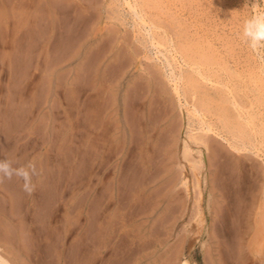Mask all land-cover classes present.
<instances>
[{"label": "rangeland", "instance_id": "obj_1", "mask_svg": "<svg viewBox=\"0 0 264 264\" xmlns=\"http://www.w3.org/2000/svg\"><path fill=\"white\" fill-rule=\"evenodd\" d=\"M82 1L84 3H81L79 7L91 6L92 11L89 7L87 8L92 14L89 12L86 15L84 12L81 15L84 19L86 17L85 20H88L87 16L91 15L89 21L94 20L90 26L87 22L84 32L82 31L83 35L77 30L79 27L77 24L81 26L84 23L79 17L81 11L72 0H0V160L12 161L13 167L26 166L29 163L35 165L31 192L23 189V181L18 177L0 179V253L9 259L11 264H75L77 260L76 264H177L183 256L188 255L186 239L196 236L194 247L190 252L192 264H264V45L253 50L242 34L245 20L258 13L264 14V0H144L145 3H142V0H136L139 5L143 4L144 11L141 12L145 18L149 13L158 14L159 19L158 15L154 17L161 25L163 24L164 27L169 25L166 27L169 28L166 32H162V29H154L157 34L155 41H158V44L151 46L147 43L146 50H143L135 40L132 32V25L135 22L140 34L137 36L145 42V37L142 35L144 31L140 27L143 22L133 18L123 0H94L93 4L91 0ZM149 1L152 5L148 3ZM63 3L66 5L64 6ZM146 3L150 6L147 7ZM51 5H57V10ZM104 10L108 11V14ZM162 13L164 15H161ZM68 16H71V20L67 18ZM48 19L49 24L45 23ZM69 20L72 23L76 21V25L73 23L77 26L75 29ZM110 23L113 27H110ZM38 24L42 25V28ZM65 24L68 28H61ZM117 24L120 25L119 34L122 36L124 34L126 43L123 50H120L119 59L123 61V64L113 67L109 63L113 52L109 51L112 36L107 37L103 45L100 43L92 45L94 34L91 30L101 27L102 31L106 29L111 32L115 27L117 28ZM213 24L216 26L214 27ZM66 30L67 32H64ZM45 32L47 33L44 34ZM55 33L59 34L56 36ZM128 33L131 37H127ZM60 35H65L67 38L65 36H63L64 39L60 38ZM72 44L75 50L71 48ZM52 46L55 50H60L55 51ZM64 46L68 53L63 49ZM132 46L133 49H131ZM135 47L140 49V53L138 50L135 51ZM132 50L137 54L135 55ZM91 51L94 52L93 55ZM94 55H97V59L98 55H101L100 58L103 56L98 59L99 63L96 62ZM105 55L108 57L106 58ZM48 57L51 60L48 59V61ZM165 58L170 62L175 75L181 77L177 80L179 95L174 92L172 81L166 77L170 70ZM92 60L97 63L95 67L94 62L89 64ZM192 61H196L197 64H192ZM197 65L207 78L197 75L193 70ZM82 68L87 71L84 72ZM105 68L107 69L103 71ZM147 68L153 73L150 77L151 87L157 88V92L153 89L149 93L145 89ZM94 73L99 75L101 83H104L101 86L109 87L110 91L114 90L115 86H119L115 101L119 121H123V112L127 105L125 91L126 93L134 91L137 95L139 94L138 107L140 102L147 101V97L152 95V104H150L152 110L148 120L156 127L158 142L161 141L164 133L172 135L169 142L170 160L150 172L153 171L156 174L159 171L154 179L155 184L153 183L154 186L150 190L154 188L155 195L159 192L156 198L160 199V203L152 214L153 223L146 226L138 227L134 219L144 220L146 211H149V206L151 207L153 203L152 199L146 202L148 205H143L147 209L142 208L143 206L139 208V215H134L135 217L131 216L132 210L127 208L128 206L117 208L118 211L116 209L115 217L112 216L113 221L109 225L111 229H108L107 234L101 228L94 230L93 185L98 178L97 186L100 192L98 205L102 203V207L106 202L103 196V184L112 175L110 172L106 173V176L101 165L95 166L92 157V117L89 116H92L93 99L90 100V97L93 98L92 83L95 77L92 75H95ZM60 81L62 82L59 83ZM82 84L88 87L85 85L81 88ZM193 105L201 110L203 119L216 126L221 136L230 139L232 134H235V138L238 136L237 144H243L246 147L236 152L226 145L225 140L219 139V143L220 141L222 143L221 147L220 144L216 145L212 138L206 139L209 146L210 140L213 142H211V148L213 147L211 151L215 153L214 159L216 158L215 176L225 174L219 176V179H217L218 176L206 179L207 150L202 144L197 146V140L190 136L201 133L200 130H196L199 117L196 112H193ZM79 106L81 109L84 107L85 110H81ZM130 108L135 107L130 106ZM78 111L82 113L81 116L84 115L83 118ZM129 113L130 116L134 114L133 111ZM79 117L80 120H76ZM81 119H83L82 124ZM86 126L88 129L91 128L86 130ZM76 127L82 129V132L77 131ZM255 142L257 143L253 147ZM214 145L218 146V153ZM183 147H187L188 150L185 160L182 155ZM225 149L229 150L225 151ZM254 152L257 154L254 155ZM228 153L229 155H226ZM247 157L248 159H245ZM234 158L235 161H233ZM249 158L254 159L251 161ZM254 162L259 164L252 167ZM256 165L263 170H260L261 173ZM253 168H256L255 172ZM227 172L230 177H227L229 175ZM256 172H259L257 174H261V177ZM194 173L199 178L198 185L202 189L200 200L202 226L198 222L199 206L196 200L197 186ZM146 174L140 171L137 178L141 176L144 180L147 176L145 179L147 180L150 175ZM169 179H172L170 180L172 183H167L166 186ZM137 181L139 185L144 182L141 178ZM184 181L187 182L188 189L185 188ZM210 182L216 183L213 185L214 188ZM101 207H99L102 212L99 211L98 222L102 221L105 213ZM140 209L143 211L141 212ZM112 228L113 231H111ZM101 230L103 233L100 232ZM96 233L97 237H94ZM52 256L55 259L52 260Z\"/></svg>", "mask_w": 264, "mask_h": 264}, {"label": "bare ground", "instance_id": "obj_2", "mask_svg": "<svg viewBox=\"0 0 264 264\" xmlns=\"http://www.w3.org/2000/svg\"><path fill=\"white\" fill-rule=\"evenodd\" d=\"M74 3H75V5H77L78 7L79 6H81V3H84L82 0H72ZM92 2V4L94 3V0H91ZM124 1V3H126L127 4V6H128V10H130L131 11V15L133 16V18L134 19H138V20H140V21H142L143 22V24H142V26H140V27H142V29H143V36L145 37V42H142V39H140L137 35H140L139 34V31H138V28H137V23L135 24V22L133 23V25H132V32H133V36H134V38H135V40L136 41H138V43L141 45V47L143 48V50H146V46H147V43H149L151 46H155V43H157L155 40H156V37H157V34H156V32L154 31V29H162L163 31L162 32H166V29H169V28H166V27H168V26H166V27H164L163 26V24L161 25V23L158 21V19H159V15L158 14H152V13H149L148 14V16L145 18L144 17V15H143V13L141 12V11H144V9L142 8V6H143V4H140L139 5V3L136 1V0H132L133 2H130V1H128V0H123ZM151 1V0H150ZM150 1L148 2L149 4H150ZM178 1V0H177ZM184 1V0H183ZM191 1V0H190ZM189 1V2H190ZM42 2V1H41ZM47 2V1H46ZM86 2H89L88 0H86ZM152 2H154V1H152ZM163 2H165V1H163ZM170 2V1H169ZM168 2V3H169ZM32 3V2H31ZM60 3V2H59ZM58 3V4H59ZM64 3H65V1H64ZM63 3V5L65 6L66 4H64ZM91 3H90V5H91ZM120 3V2H119ZM142 3H145L144 2V0H142ZM162 3V2H161ZM172 3V2H171ZM193 3V2H192ZM39 4H41V3H39ZM69 4H70V2H69ZM96 4V3H95ZM147 4V3H146ZM154 4V3H153ZM61 5H62V3H61ZM60 5V6H61ZM71 5V4H70ZM74 5V4H73ZM72 5V6H73ZM87 5H88V3H87ZM99 5V4H98ZM105 5H107V4H105ZM150 5H152V4H150ZM150 5H148L147 4V7L148 6H150ZM154 5H156V4H154ZM187 5V4H186ZM40 6V5H39ZM44 6V5H43ZM51 6H55V5H51ZM57 6V5H56ZM55 6V9L57 8ZM67 6H68V4H67ZM66 6V7H67ZM145 6V5H144ZM172 6V5H171ZM175 6V5H174ZM180 6V5H179ZM184 6V5H183ZM195 6V5H194ZM33 7V6H32ZM40 7H42V6H40ZM87 7H89V6H85V7H79V9H80V11H81V13H80V15H79V17H81L82 19H83V21H82V25L80 26V25H78L77 24V26H79V27H81L80 29H79V27H78V29L77 30H79L78 32H81V35H83L82 34V31L84 32V28H86V24H87V22H89L88 24H89V26H90V24H92V22L94 21H89L90 19H89V17L91 16H87V19L88 20H85L86 19V17H85V19H84V17L81 15V14H83L84 12H86V15L87 14H89V12H91L92 11V9H91V6L89 7L90 8V10L87 8ZM93 7H95L94 5H93ZM152 7V6H151ZM155 7V6H154ZM165 7V6H164ZM176 7V6H175ZM196 7H197V5H196ZM34 8V7H33ZM37 8V7H36ZM54 8V7H53ZM60 8V7H59ZM59 8H58V10H59ZM69 8V7H68ZM157 8H159V7H157ZM181 8V7H180ZM186 8V7H185ZM192 8V7H191ZM194 8V7H193ZM72 9H73V7H72ZM78 8H76V10H77ZM78 9V10H79ZM109 9V8H108ZM146 9H148V8H146ZM161 9V8H160ZM177 9V8H176ZM182 9V8H181ZM41 10V9H40ZM47 10V9H46ZM57 10V9H56ZM55 10V11H56ZM77 10V11H78ZM93 10H95V9H93ZM127 10V9H126ZM154 10V9H153ZM162 10V9H161ZM168 10V9H167ZM184 10V9H183ZM29 11V10H28ZM60 11V10H59ZM66 11V10H65ZM64 11V12H65ZM69 11V10H68ZM95 11H97V10H95ZM105 11V10H104ZM115 11V10H114ZM118 11V10H117ZM116 11V12H117ZM155 11V10H154ZM160 11V10H159ZM171 11V10H170ZM187 11V10H186ZM198 11V10H197ZM199 11H200V9H199ZM40 12V11H39ZM57 12V11H56ZM67 12V11H66ZM79 12V11H78ZM77 12V13H78ZM105 12H107V14H108V11H105ZM156 12H157V10H156ZM182 12V11H181ZM201 12V11H200ZM60 13V12H59ZM59 13H57L58 15H59ZM94 13V12H93ZM97 13V12H96ZM111 13V12H110ZM127 13V12H126ZM130 13V12H129ZM128 13V14H129ZM146 13V12H145ZM171 13V12H170ZM189 13V12H188ZM28 14V13H27ZM44 14V13H43ZM72 14V13H71ZM71 14H69V15H71ZM91 14H92V12H91ZM160 14V13H159ZM190 14V13H189ZM39 15H41V13L39 14ZM38 15V16H39ZM60 15H66V14H60ZM94 15V14H93ZM158 15V19H156V17H154V16H157ZM161 15H164L163 13L161 14ZM170 15V14H169ZM174 14L172 13V16H173ZM36 16V15H35ZM34 16V17H35ZM72 16V15H71ZM71 16H68L67 18H70ZM75 16H76V14H75ZM74 16V17H75ZM99 16V15H98ZM109 16V15H108ZM33 17V16H32ZM37 17V16H36ZM45 17V16H44ZM65 17V16H64ZM78 17V18H79ZM97 17V16H96ZM107 17V16H106ZM105 17V18H106ZM131 17V16H130ZM46 18V17H45ZM60 18V17H59ZM180 18V17H179ZM185 18H186V16H185ZM34 19V18H33ZM39 19V18H38ZM57 19V18H56ZM61 19V18H60ZM63 19V18H62ZM65 19V18H64ZM75 19H77V17L75 18ZM82 19H79V20H82ZM94 19V18H93ZM111 19V18H110ZM113 19V18H112ZM176 19V18H175ZM202 19V18H201ZM40 20V19H39ZM42 20V19H41ZM70 20H71V18H70ZM70 20H69V23L71 24V26L73 25V23L76 25V21L75 22H70ZM44 21V20H43ZM45 21H47V20H45ZM65 21V20H64ZM73 21H74V19H73ZM131 21V20H130ZM173 20H171V22H172ZM183 21V20H182ZM186 21H188V20H186ZM37 22L39 23V21L37 20ZM63 22V21H62ZM106 22V21H105ZM127 22V21H126ZM174 22V21H173ZM43 22L41 21V24H42ZM45 23H48L49 24V19H48V22H45ZM54 23V22H53ZM57 23V22H56ZM55 23V24H56ZM68 23V24H69ZM202 23V22H201ZM30 24V23H29ZM32 24V23H31ZM60 24L61 25H63L61 22H60ZM67 24V23H66ZM66 24H65V26H61V28H65V27H67L68 28V26H66ZM67 24V25H68ZM120 24H121V22H120ZM131 24H132V22H131ZM140 24V23H139ZM211 24V23H210ZM218 24V23H217ZM41 28H42V25H40V24H38ZM45 25V24H44ZM57 25V24H56ZM75 25H73L74 26V29L77 27V26H75ZM104 25V24H103ZM129 25V24H128ZM174 25V24H173ZM182 25V24H181ZM214 25V24H213ZM31 26V25H30ZM70 26V25H69ZM92 26V25H91ZM105 26H109V25H105ZM104 26V27H105ZM191 26V25H190ZM216 25H214V27H215ZM32 27V26H31ZM47 28H48V25L46 26ZM110 27H113V26H111V23H110ZM174 27V26H173ZM177 27V25L175 24V28ZM187 28L186 29H188V26H186ZM192 27V26H191ZM211 27V26H210ZM44 28H45V26H44ZM91 28V27H90ZM124 28V27H123ZM179 28V27H178ZM177 28V29H178ZM212 28V27H211ZM29 29V28H28ZM55 29V28H54ZM53 29V30H54ZM57 29H60V28H57ZM66 29V28H65ZM70 29H71V27H70ZM73 29V28H72ZM110 29V28H109ZM114 29V28H113ZM127 29V28H126ZM172 29V28H171ZM32 30V29H31ZM42 30V29H41ZM45 30H49V29H45ZM56 30V29H55ZM55 30H54V32H55ZM91 30V29H90ZM103 29H101V27H97V28H94V29H92L91 31H92V34H94V37H93V43H92V45L94 44V45H99V43H100V45H103L104 43H105V39L107 38V37H109L110 35L112 36V43H111V45H110V49H109V51H113L112 52V55L110 56V58H109V63L111 64V65H113V67L115 66V67H118V65L119 66H121L122 64H123V61L122 60H120L119 58H120V50L122 49L123 50V47H125V43H126V40H124L125 38H124V34H123V36L121 35V34H119L120 33V25H118L117 24V28L115 27V29L113 30V31H111L110 32V30H104V31H102ZM123 30H125V29H123ZM128 30V29H127ZM127 30H125V31H127ZM130 30V29H129ZM189 30V29H188ZM44 31V30H43ZM43 31H42V33H43ZM71 31V30H70ZM74 30H72L71 32H73ZM142 31V30H141ZM173 31V30H172ZM174 31H176V30H174ZM181 31V30H180ZM186 32H187V30H185ZM197 31V30H196ZM57 32V31H56ZM64 32H67V30L66 31H64ZM127 32H130V31H127ZM138 32V33H137ZM169 32V31H168ZM177 32V31H176ZM189 32V31H188ZM212 32V31H211ZM210 32V33H211ZM47 32H45L44 34H46ZM61 33V32H60ZM62 33H63V31H62ZM191 33V32H190ZM197 33V32H196ZM29 34V33H28ZM43 34V35H44ZM56 34V33H55ZM59 34V33H58ZM58 34H56V36L58 35ZM79 34V33H78ZM171 34V33H170ZM174 34H175V32H174ZM178 34V33H177ZM48 35V34H47ZM72 36H76V35H73V34H71ZM84 35H86V34H84ZM107 35V36H106ZM128 35H130V33H128L127 34V37H131V35L130 36H128ZM185 35V34H184ZM188 35V34H187ZM190 35V34H189ZM46 36V35H45ZM61 37L60 38H63L64 39V37L63 36H65V35H60ZM67 36H69V35H67ZM208 36V35H207ZM211 36V35H210ZM220 36V35H219ZM44 37V36H43ZM52 37V36H51ZM66 37V36H65ZM70 37V36H69ZM181 37V36H180ZM67 38V37H66ZM119 38H122L121 40H119ZM170 38V37H169ZM177 38V37H176ZM189 38V37H188ZM200 38V37H199ZM219 38V37H218ZM228 38V37H227ZM47 39V38H46ZM56 39H58V38H56ZM76 39V38H75ZM129 39V38H128ZM184 39V38H183ZM202 39V38H201ZM207 39V38H206ZM109 40V39H108ZM140 40V41H139ZM164 40V39H163ZM218 40V39H217ZM49 41V40H48ZM60 41V40H59ZM62 42H64L63 40H61ZM67 41V40H66ZM79 41V40H78ZM85 41V40H84ZM130 41V40H129ZM68 42V41H67ZM103 42V43H102ZM171 42V41H170ZM185 42V41H184ZM191 42V41H190ZM207 42V41H206ZM226 42V41H225ZM56 42H54V44H55ZM107 43V42H106ZM110 43V42H109ZM46 44V43H45ZM51 44V43H50ZM59 44V43H58ZM61 44H63V43H61ZM64 44H67V43H64ZM76 44V43H75ZM74 44V46H76ZM158 44V43H157ZM52 45V44H51ZM50 45V46H51ZM109 45V44H108ZM160 46H161V44H159ZM191 45H192V43H191ZM207 45V44H206ZM228 45V44H227ZM46 46V45H45ZM72 46H73V44L71 45V48H72ZM78 46V45H77ZM91 45H89V47H90ZM105 46V45H104ZM134 46H135V44H134ZM226 46V45H225ZM53 47V49L55 50V48H54V46H52ZM51 47V48H52ZM55 47H56V45H55ZM62 47V46H61ZM68 47H69V45H68ZM106 47H107V49H108V46L106 45ZM173 47V46H172ZM183 47V46H182ZM48 48V47H47ZM96 48V47H95ZM104 48V47H103ZM134 47L132 46L131 47V49H133ZM156 48V47H155ZM164 48V47H163ZM185 48V47H184ZM203 48V47H202ZM63 49H65V46H64V48ZM70 49V48H69ZM73 49V48H72ZM88 49V48H87ZM102 49V48H101ZM106 49V48H105ZM135 49H136V47H135ZM134 49V50H135ZM189 49V48H188ZM50 50V49H49ZM60 50V49H59ZM59 50H55V51H59ZM66 50V52L68 53L69 51H67V49H65ZM73 50H75V49H73ZM134 50H132V51H134ZM137 50L139 51V53H140V49H136L135 51L137 52ZM152 50V49H151ZM174 50V49H173ZM178 50V49H177ZM185 50H186V48H185ZM197 50V49H196ZM231 50V49H230ZM229 50V51H230ZM51 51V50H50ZM70 51H72V50H70ZM98 51H100L99 50V48H98ZM103 51V50H102ZM135 51L133 52L134 54H135ZM154 51V50H153ZM157 51H159V50H157ZM169 51V50H168ZM191 51V50H190ZM227 51V50H226ZM48 52V51H47ZM62 52H63V50H62ZM92 52V51H91ZM96 52H97V50H96ZM193 52V51H192ZM204 52H205V50H204ZM212 52V51H211ZM93 53L94 52H92V54L91 55H93ZM106 53V52H105ZM156 53H159L160 54V52H156ZM165 53V52H164ZM181 53H183V52H181ZM200 53V52H199ZM207 53H209V52H207ZM218 53V52H217ZM216 53V54H217ZM47 54V53H46ZM65 54V53H64ZM74 54V53H73ZM90 54V53H89ZM98 54V53H97ZM107 54H108V52H107ZM137 54V53H136ZM135 54V55H136ZM191 54V53H190ZM213 54V53H212ZM237 54V53H236ZM70 55V54H69ZM177 55V54H176ZM189 55V54H188ZM197 55V54H196ZM204 55V54H203ZM202 55V56H203ZM211 55V54H210ZM238 55V54H237ZM47 56V55H46ZM57 56H59V55H57ZM56 56V57H57ZM71 56V55H70ZM70 56H69V58H70ZM87 56V55H86ZM95 56V55H94ZM97 56V55H96ZM96 56H95V59H97L96 58ZM99 56H101V55H98V59L100 58ZM106 56V55H105ZM190 56V55H189ZM199 56H201V55H199ZM201 56V57H202ZM232 56V55H231ZM60 57H63V56H60ZM67 57H68V55H67ZM88 57H89V55H88ZM103 57V56H102ZM101 57V58H102ZM108 56H106V58H107ZM132 57V56H131ZM137 57V56H136ZM192 57V56H191ZM204 57V56H203ZM206 57H208V56H206ZM216 57H218L219 58V56H216ZM54 58V57H53ZM69 58H68V61H69ZM85 58V57H84ZM100 58V59H101ZM156 58H158V57H156ZM164 58V57H163ZM183 58V57H182ZM185 58V57H184ZM205 58V57H204ZM209 58V57H208ZM213 58V57H212ZM48 59H50V57H48L47 58V60ZM56 59V58H55ZM98 59H97V61L96 62H98ZM154 59V58H153ZM159 59V58H158ZM199 59V58H198ZM207 59V58H206ZM236 59V58H235ZM249 59V58H248ZM51 60V59H50ZM53 60V59H52ZM62 60V59H61ZM150 60V59H149ZM181 60V59H180ZM192 60V59H191ZM195 60V59H194ZM49 61V60H48ZM47 61V62H48ZM56 61V60H55ZM60 61V60H59ZM66 61V60H65ZM199 61V60H198ZM239 61V60H238ZM241 61V60H240ZM57 62V61H56ZM60 62H62V61H60ZM60 62H58V63H60ZM82 62H84V61H82ZM89 62V61H88ZM88 62H86V63H88ZM91 62V63H90ZM89 62V64L91 65L92 64V62H94V67L96 66L95 64H97L96 62H95V60L93 61H90ZM108 62V61H107ZM142 62H144V61H142ZM165 62H166V65L168 66V68H169V72L166 74V77L169 79V81H172V83H173V90H174V92L177 94V95H179V90H178V83H177V80L178 79H180L181 77H180V75H175V73H174V71L172 70V68H171V65H170V62L165 58ZM203 62V61H202ZM206 62V61H205ZM53 63V62H52ZM77 63V62H76ZM75 63V64H76ZM99 63V62H98ZM106 63V62H105ZM130 63V62H129ZM147 63V62H146ZM192 64H197L196 63V61H192L191 62ZM207 63V62H206ZM45 64V63H44ZM43 64V65H44ZM47 64H49V63H47ZM84 64V63H83ZM88 64V65H89ZM106 64H108V63H106ZM105 64V65H106ZM143 64V63H142ZM174 64H175V62H174ZM222 64V63H221ZM241 64V63H240ZM62 65V64H61ZM85 65V64H84ZM150 65V64H149ZM48 67H50L51 65H47ZM46 66V67H47ZM81 66H83V65H81ZM108 66V65H107ZM145 66H148V64H145ZM202 66V65H201ZM225 66V65H224ZM85 67H87V65H85ZM92 67V66H91ZM113 67H112V70H113ZM143 67H144V64H143ZM180 67V66H179ZM52 69L54 68V67H51ZM50 68V69H51ZM84 68V67H83ZM82 68V70L85 72V71H87V70H84ZM88 68V67H87ZM89 68H90V66H89ZM121 69H122V67H120ZM151 68V67H150ZM149 68V69H150ZM213 68V67H212ZM107 68H105L103 71H105ZM126 69V68H125ZM164 69V68H163ZM90 69H88V72L90 73L91 71H89ZM115 70V69H114ZM147 70V71H146ZM145 71H146V82L144 83V81H143V83L145 84V89H146V91L147 92H149V93H151L152 92V90L154 89V88H152L151 87V82H152V80L150 79V77L152 76V74L153 73H151L152 71L151 70H148V68L146 69ZM162 70V69H161ZM196 73H197V75L199 74L200 76H202L203 78H207V76L206 75H203V73L201 72V70H200V68L198 67V65L195 67V69H193ZM252 70V69H251ZM250 70V71H251ZM256 70V69H255ZM65 71V70H64ZM79 71V70H78ZM109 71V70H108ZM154 71H156V70H154ZM160 71V70H159ZM167 71H168V69H167ZM220 71V70H219ZM73 72V71H72ZM80 72V71H79ZM79 72H76V74H78ZM84 72L82 73V75L84 74ZM118 72V71H117ZM49 73V72H48ZM63 73V72H62ZM96 73V72H95ZM94 73V74H95ZM124 73V72H123ZM165 73V72H164ZM79 74H81V73H79ZM93 74V73H92ZM108 74H109V72H108ZM114 74V73H113ZM186 74H188V73H186ZM59 75V74H58ZM57 75V76H58ZM64 75H66V73H64ZM73 75V74H72ZM72 75H71V77H72ZM82 75H80V76H82ZM101 75H104V74H101ZM105 75H106V73H105ZM117 75V74H116ZM115 75V76H116ZM218 75V74H217ZM251 75V74H250ZM257 75V74H256ZM60 76H61V72H60ZM74 76H75V74H74ZM77 77L79 76V75H76ZM84 76V75H83ZM91 76V75H90ZM92 76H94L95 78H93V83H92V90H93V98H91L90 97V100L91 99H93L92 101H93V104H92V109H91V111H92V116H89L90 118L92 117V142H91V140L89 141V144H90V142H91V145H92V157H93V161H94V164H95V166H99V165H101V168H103V170L105 171V175L107 176V174L108 173H110L111 172V174L112 175H110V178L109 179H106L105 181H104V184H103V196H104V199L106 198V202H105V204H103V210H105L104 212V216H103V218H102V221L101 222H98V218L100 217L99 215V207H101V204H99L98 205V194L100 193L99 192V189H98V181H97V179H96V181H95V183H94V185H93V192L92 193H94L93 195H94V213H93V218H94V226H95V228H94V230L95 231H97V230H99V228H101L103 231H104V233L105 234H107L108 233V229H111V227L109 228V225L111 224V221H113L112 220V216H114V213L116 214V212L118 211V209L119 208H124V207H127V208H130L131 210H132V212H131V210H129V212H131L132 214H131V216H134V215H139V213H138V210H139V208L141 207V206H143L144 204L146 205H148V203H146L148 200H150V199H152L153 200V203L151 204V207L149 206V211L147 212L145 209V211H146V213H145V216H144V220H140V218H138V219H134V217H133V219H134V223L139 227V226H146V224H149V223H153V219H151L152 218V214L156 211V209L158 208V205H159V203H160V199H158V198H156V196H159V192L158 193H156V195H155V192H154V190L152 191V190H150V188H152L153 186H154V179L157 177V175H158V172L155 174L153 171H152V173H154L153 175H150V174H152V173H150L151 172V170H154V169H158V167L160 168L162 165H164L165 163H167L169 160H170V158H171V156L169 155V149H170V140L172 139V135L169 133V134H167V133H164L163 135H162V137H161V141H159L158 142V136H157V131H156V127H155V125L152 123L151 124V121L150 120H148V117H149V113H150V111L152 110V109H150V104H152V102H151V97H153L151 94V96L148 98L147 97V101L145 100V101H143V102H140V106L142 105V106H144V107H138L137 105H139L138 103H139V94L137 95L136 93H134V91L131 93V92H128L127 91V93H126V91H125V93H124V97H125V100L127 101L126 103H127V105H125V111L123 112L124 114H123V121H119L117 118V116H118V108H117V105L115 104V101H116V97H117V92H118V89H119V86L117 87V86H115V89L114 90H112L113 88H111V90L112 91H110V88L109 87H103V86H101V85H104V83H101V80L99 79L100 78V76L99 75H97V74H95V75H92ZM111 76V75H110ZM119 76V75H118ZM165 76V75H164ZM183 76V75H182ZM260 76V75H259ZM63 77V76H62ZM61 77V78H62ZM114 77V76H113ZM117 77V76H116ZM139 77V76H138ZM60 78V79H61ZM66 78V77H65ZM80 78V77H79ZM86 79H87V75H86V77H85ZM84 78V79H85ZM118 78V77H117ZM202 78V79H203ZM260 78H261V76H260ZM45 79H46V76H45ZM64 79V77L62 78V80ZM85 79V80H86ZM115 79V78H114ZM144 79V80H145ZM166 79V78H165ZM189 79H191V78H189ZM215 79H216V76H215ZM74 80V78L72 79V81ZM78 80V79H77ZM76 80V81H77ZM81 80V79H80ZM79 80V81H80ZM89 80V79H88ZM135 80H137V79H135ZM47 81V80H46ZM168 81V80H167ZM180 81V80H179ZM205 81V80H204ZM208 81V80H207ZM62 81H60L59 83H61ZM75 82V81H74ZM86 81H84V83H85ZM87 82H90V81H87ZM228 82V81H227ZM72 83V82H71ZM136 83V82H135ZM134 83V84H135ZM73 84V83H72ZM76 84H78V82H76ZM133 84V83H132ZM219 84V83H218ZM223 84V83H222ZM231 84V83H230ZM47 85V84H46ZM86 85V84H85ZM84 84H82V86H81V88L82 87H84L85 86ZM89 85H90V83H89ZM136 85V84H135ZM79 87H80V82H79V85H78ZM87 86V85H86ZM110 86H111V84H110ZM183 86V85H182ZM88 87V86H87ZM87 87H85V88H87ZM134 87V86H133ZM140 87V86H139ZM143 87V86H142ZM228 87V86H227ZM65 88V87H64ZM80 88V89H81ZM137 88V87H136ZM226 88V87H225ZM127 89V88H126ZM180 89V88H179ZM259 89V88H258ZM87 90H89V89H87ZM129 90V89H128ZM141 90V89H140ZM61 91V90H60ZM67 91H68V89H67ZM66 91V92H67ZM77 91V90H76ZM84 91V90H83ZM143 91V90H142ZM154 91L155 92H157V88H155L154 89ZM85 92V91H84ZM77 93V92H76ZM79 93V92H78ZM196 93V92H195ZM199 93V92H198ZM262 93V92H261ZM81 94H83V93H81ZM89 94V93H88ZM142 94V93H141ZM146 94V93H145ZM158 94V93H157ZM67 95V94H66ZM80 95V94H79ZM78 95V96H79ZM92 95V94H91ZM176 95V96H177ZM263 95V94H262ZM74 96H75V94H74ZM73 96V97H74ZM77 96V95H76ZM75 96V97H76ZM83 96V95H82ZM175 96V95H174ZM200 96V95H199ZM65 97H67V96H65ZM128 97H130L129 98V101H128ZM144 97V96H143ZM76 98H78V97H76ZM87 98V97H86ZM89 98V97H88ZM87 98V99H88ZM122 98V97H121ZM9 99V98H8ZM69 99V98H68ZM79 99H80V97H79ZM142 99V98H141ZM179 99V98H178ZM177 99V100H178ZM80 100H82L83 101V99H80ZM86 100V99H85ZM100 100V101H99ZM248 100V99H247ZM79 101V100H78ZM179 101V100H178ZM177 101V102H178ZM192 101V100H191ZM211 101V100H210ZM80 102V101H79ZM79 102H77V104L79 103ZM129 102V103H128ZM248 102H250V101H248ZM76 103V102H75ZM92 103V102H91ZM125 102H124V104H126ZM186 103V102H185ZM84 104V103H83ZM90 104V103H89ZM211 104V103H210ZM81 105V104H80ZM188 105V104H187ZM209 105V104H208ZM81 106H85V105H81ZM81 106H79L80 107V109H81ZM89 106V105H88ZM130 106L131 107H135V108H130ZM234 106H236L235 104H234ZM250 106V105H249ZM75 107H77V106H75ZM90 107V106H89ZM193 107V112H196L197 113V115H198V117H199V121H198V124H197V127H196V130H200L201 131V133H203V135L205 134V136L206 137H204L201 133L199 134V135H197V136H194V135H190V136H192L193 138H194V140H197V142H196V144H197V146H201V144L202 145H204L203 147L205 148V150H207V153H206V155H207V160H206V179L208 180L210 177H214L215 175H216V173H217V171H216V168H214L216 165V158L214 159V154L215 153H213L211 150H212V148H211V145H212V143L214 142V143H217L216 145H218V144H220L219 146H221V141H220V143H219V139H222V140H225L226 142H227V144L226 145H228V147H230L231 148V150H233V151H240V150H242V149H245L246 147H244V145L243 144H241V145H238L237 144V141H236V139L238 138V136H236V138H235V134H232V136H231V138L230 139H226V138H224L223 136H221L220 135V131H218V129L216 128V126L214 125V124H212L210 121H206L205 119H203V114H202V112H201V110L197 107V106H195V105H193L192 106ZM229 107V106H228ZM78 108V107H77ZM91 108V107H90ZM174 108V107H173ZM178 108H179V106H178ZM216 108V107H215ZM249 108V107H248ZM251 108V107H250ZM74 109V108H73ZM84 109V107L81 109V110H83ZM123 109H124V107H123ZM130 109V110H129ZM79 110V109H78ZM85 110V109H84ZM214 110V109H213ZM77 111V110H76ZM129 111H133L134 112V114L132 115V116H130L129 114ZM70 112V111H69ZM78 112H80V111H78ZM218 112V111H217ZM222 112V111H221ZM85 113H87V112H85ZM85 113H83V114H85ZM164 113H166V112H164ZM179 113V112H178ZM79 114V113H78ZM81 112H80V116H81ZM152 114V113H151ZM160 114H162V113H160ZM217 114V113H216ZM86 115V114H85ZM163 115H166V114H163ZM84 116V115H83ZM83 116H81V118H83ZM88 116V115H87ZM160 116V115H159ZM154 118H156V117H154ZM227 118H230V117H227ZM151 119V118H150ZM226 119V118H225ZM76 120H80V117L78 118V119H76ZM82 120L83 119H81V124H82ZM86 120V119H85ZM85 120H84V122H85ZM88 120L91 122V119H89L88 118ZM157 120V119H156ZM238 120V119H237ZM229 121V120H228ZM83 122V123H84ZM87 122V121H86ZM85 122V123H86ZM158 122H160V120L158 121ZM226 122V121H225ZM262 122V121H261ZM1 123V122H0ZM85 123L83 124V125H85ZM88 123V122H87ZM228 123V122H227ZM234 123H236V122H234ZM251 123V122H250ZM253 123V122H252ZM80 124V125H81ZM223 124V123H222ZM231 124V123H230ZM175 125V124H174ZM191 125V124H190ZM189 125V126H190ZM82 126V125H81ZM88 126H90V125H88ZM236 126V125H235ZM85 127V126H84ZM83 127V128H84ZM87 127V126H86ZM2 128V127H1ZM77 128V127H76ZM91 127H89V129H90ZM168 128V127H167ZM170 128V127H169ZM177 128V127H176ZM85 129V128H84ZM88 129V127L86 128V130H89ZM228 129V128H227ZM3 130V129H2ZM78 130H80L79 128H77V131ZM160 130V129H159ZM81 132H82V129L80 130ZM79 131V132H80ZM175 132V131H174ZM80 134V133H79ZM211 134L213 135V136H211ZM262 134V133H261ZM81 135V134H80ZM80 137V136H79ZM91 137V136H90ZM160 137V136H159ZM240 137V136H239ZM211 139L212 138V140H213V142H212V140H210V146H209V144H208V141L206 140V139ZM7 139H9V137L7 138ZM91 139V138H90ZM182 140V139H181ZM254 140V139H253ZM81 141V140H80ZM243 141H244V139H243ZM212 142V143H211ZM224 143V142H223ZM257 142H255V143H253V147H255V145L254 144H256ZM216 145H214V147H218V146H216ZM225 145V146H226ZM161 146V147H160ZM222 147V146H221ZM187 148V147H186ZM186 148H184L183 147V149H182V155L184 156L183 158H184V160H185V156L188 154V150L186 149ZM220 148V147H219ZM224 148V147H223ZM136 149H137V151H136ZM222 149V148H221ZM181 150V149H180ZM223 150V149H222ZM227 150H229V149H225V151H227ZM214 151V150H213ZM217 153H218V148H217ZM224 151V150H223ZM247 151H249V150H247ZM230 152V151H229ZM250 152V151H249ZM213 153V154H212ZM227 153V152H226ZM181 154V153H180ZM257 153L256 152H254V155H256ZM217 155H219V154H217ZM226 155H229V153L228 154H226ZM237 155V154H236ZM250 155V154H249ZM248 155V156H249ZM91 156V155H90ZM101 156H102V159H101ZM220 156V155H219ZM258 156V155H257ZM229 157V156H228ZM231 157V156H230ZM235 157H237V156H235ZM244 157V156H243ZM246 157V156H245ZM193 158V157H192ZM251 158V157H250ZM249 158V159H250ZM258 158H259V156H258ZM218 160H220L219 158H217ZM245 159H248V157L247 158H245ZM252 159H254V158H252ZM252 159H250L251 161H252ZM256 159V158H255ZM217 160V161H218ZM261 160V159H260ZM226 161V160H225ZM233 161H235V158H234V160ZM248 161V160H247ZM250 161V162H251ZM221 162V161H220ZM223 162V161H222ZM221 162V163H222ZM227 162V161H226ZM257 162H259L258 160H257ZM232 163V162H231ZM252 163V162H251ZM233 164V163H232ZM255 164H259V163H253L252 165V167H254V165ZM235 165V164H234ZM238 165V164H237ZM171 166V165H170ZM173 166V165H172ZM202 166H203V163L201 164V169H202ZM218 166V165H217ZM222 167H223V165H221ZM226 165H224V167H225ZM220 167V166H219ZM231 167V166H230ZM229 167V168H230ZM232 167H233V165H232ZM264 167V166H263ZM218 168V167H217ZM226 168H228V167H226ZM256 168H257V170L259 169V171L261 170L257 165H256ZM256 168H253V171L255 172V170L254 169H256ZM197 169V168H196ZM233 169V171L235 172V170H234V168H232ZM172 170V169H171ZM218 170V169H217ZM223 170V169H222ZM102 171V170H101ZM142 172V173H149V175H150V177L147 179V180H145L146 178H147V174L144 176L145 177V179L143 180L142 178L143 177H141L142 175H144V174H140L141 176L139 177V178H141V180L142 181H144V182H142V184L141 185H139L138 183H139V181H137V179L139 180V178H137V174L139 173V172ZM252 171V170H251ZM261 171H263V170H261ZM261 171H260V173H261ZM228 172H229V170H228ZM227 172V173H228ZM264 172V171H263ZM107 173V174H106ZM160 173H162V172H160ZM185 173V172H184ZM191 173V172H190ZM218 173H220L219 171H218ZM232 173V172H231ZM257 173H259V172H256V174ZM97 174V173H96ZM203 174V173H202ZM223 175H225L224 173H222ZM221 174V175H222ZM229 174V173H228ZM264 174V173H263ZM175 175V174H174ZM194 175H195V173H194ZM221 175H219V176H221ZM235 175V174H234ZM258 176H260L259 174H257ZM151 176H153L152 178H151ZM162 176V175H161ZM178 176H179V174H178ZM182 176H183V174H182ZM196 177H195V179H196V186H197V198H196V200H197V202H198V206H199V209H198V214H199V218H198V222L201 224V226H202V221H203V217H202V211H201V209H200V200H201V195H202V189L199 187V185H198V183H199V178L197 177V175H195ZM218 176V175H217ZM217 176H215V177H217ZM219 176H218V178L217 179H219ZM97 177V176H96ZM172 177H174L173 175H172ZM184 177H185V174H184ZM227 177H230V174L227 176ZM261 177V176H260ZM169 178H171L170 176H169ZM192 178V177H191ZM264 178V177H263ZM158 179V178H157ZM165 179H167V178H165ZM221 179V178H220ZM95 180V179H94ZM170 180H172V179H169L168 181L169 182H166V186L168 185L167 183H170L171 181ZM173 180H175V177H174V179ZM214 180V179H213ZM215 180H216V178H215ZM136 181H137V183H136ZM167 181V180H166ZM211 181H212V179H211ZM161 182V181H160ZM175 182V181H174ZM173 182V183H174ZM214 182V181H213ZM213 182H210V183H212V186L214 185V184H216V183H213ZM154 183V184H153ZM172 183V182H171ZM183 184L185 185V188L186 189H188V185H187V182L186 181H184L183 182ZM218 184V183H217ZM190 185H193V184H190ZM166 186H163V187H166ZM169 186H170V184H169ZM172 186V185H171ZM158 187H161V186H158ZM192 187V186H191ZM217 187V186H216ZM167 188V187H166ZM213 188H214V186H213ZM158 189V188H157ZM162 189V188H161ZM161 189H159V191L161 190ZM262 189V188H261ZM195 190V189H194ZM220 190V189H219ZM158 191V190H157ZM156 191V192H157ZM162 191H163V189H162ZM168 191V190H167ZM212 191V190H211ZM218 191V190H217ZM161 192V191H160ZM186 192V191H185ZM260 192V191H259ZM158 194V195H157ZM153 195H155V197L153 196ZM152 196H153V198H152ZM172 196V195H171ZM188 196V195H187ZM176 198V197H175ZM263 199H264V197H263ZM103 200V199H102ZM215 200V199H214ZM105 201V200H104ZM173 201H175V200H173ZM152 202V201H151ZM171 202V201H170ZM216 202V201H215ZM196 203V202H195ZM150 204V203H149ZM110 205H113L112 207L110 206ZM173 206V205H172ZM180 206V205H179ZM102 207H101V209H102ZM118 208V209H117ZM142 208H146V207H142ZM116 209H117V211H116ZM147 209V208H146ZM210 209V208H209ZM107 210H109V211H107ZM141 210V209H140ZM166 210V209H165ZM107 211V212H106ZM143 210H141V212H142ZM178 211V210H177ZM100 212H102V211H100ZM118 214V213H117ZM125 215V214H124ZM128 215V214H127ZM102 217V216H101ZM115 217V216H114ZM127 219V218H126ZM93 220V219H92ZM117 220V219H116ZM125 220V219H124ZM130 220H132V219H130ZM157 220V219H156ZM159 220V219H158ZM167 220V219H166ZM126 221V220H125ZM116 222V221H115ZM157 222V221H156ZM188 222V221H187ZM134 223H132V224H134ZM113 224V223H112ZM124 224H126V223H124ZM155 224V223H154ZM123 226V225H122ZM154 226V225H153ZM134 228V227H133ZM201 228V227H200ZM136 229V228H135ZM134 229V230H135ZM93 230V231H94ZM100 231V232H102L103 233V231ZM156 230V229H155ZM187 230V229H186ZM192 230V229H191ZM94 231V232H95ZM110 231V230H109ZM111 231H113V228H112V230ZM139 231H140V229H139ZM161 231V230H160ZM2 232V231H1ZM5 232V231H4ZM137 232H138V228H137ZM199 232V231H198ZM200 233V232H199ZM6 234V233H5ZM140 234H142L141 232H140ZM192 234V233H191ZM96 236H94V237H97V233L95 234ZM111 235V234H110ZM136 235H139V234H136ZM135 235V236H136ZM195 235V234H194ZM140 237V236H139ZM108 238V237H107ZM99 239V238H98ZM195 239H196V236H191V237H188L187 239H186V248H187V251H188V255L187 256H183V259H181V260H179L178 261V263L177 264H192V261H191V257H190V252H191V250H192V248L194 247V242H195ZM106 238H105V242H106ZM109 240V239H108ZM112 240V239H111ZM99 242V241H98ZM109 242V241H108ZM116 243V242H115ZM17 245V244H16ZM106 245V244H105ZM115 245V244H114ZM85 246V245H84ZM108 246V245H107ZM105 247V246H104ZM136 247H138V246H136ZM139 248V247H138ZM147 248V247H146ZM149 248V247H148ZM11 249V248H10ZM123 249V248H122ZM140 250V249H139ZM142 250V249H141ZM87 251V250H86ZM80 251H78V253H79ZM81 253V252H80ZM16 254H18V253H16ZM111 254V253H110ZM184 254V253H183ZM11 255V254H10ZM78 255V254H77ZM15 256H17V255H15ZM14 256V257H15ZM28 256V255H27ZM31 256V255H30ZM19 257V256H18ZM53 257V256H52ZM128 257V256H127ZM166 257V256H165ZM104 258V257H103ZM16 259V258H15ZM21 259V258H20ZM53 259H55V257H53L52 258V260ZM78 259V258H77ZM23 260V259H22ZM55 261V260H54ZM78 261V260H77ZM77 261L75 262V264L77 263ZM84 261V260H83ZM108 261V260H107ZM127 261V260H126ZM21 262H23V261H21ZM112 262H114V261H112ZM131 262V261H130ZM110 263V262H109ZM171 263V262H170ZM0 264H11V262H10V260L8 259V258H6L4 255H2V253H0ZM67 264V263H66ZM117 264V263H116ZM119 264V263H118ZM123 264V263H122ZM160 264V263H159Z\"/></svg>", "mask_w": 264, "mask_h": 264}, {"label": "clouds", "instance_id": "obj_3", "mask_svg": "<svg viewBox=\"0 0 264 264\" xmlns=\"http://www.w3.org/2000/svg\"><path fill=\"white\" fill-rule=\"evenodd\" d=\"M242 34L253 50L264 45V14H255L244 21ZM35 174V165L13 167V162L0 160V179L18 177L23 181L22 187L26 192L33 190L32 176Z\"/></svg>", "mask_w": 264, "mask_h": 264}]
</instances>
